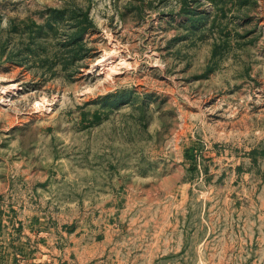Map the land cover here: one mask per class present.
<instances>
[{
  "label": "rangeland",
  "instance_id": "rangeland-1",
  "mask_svg": "<svg viewBox=\"0 0 264 264\" xmlns=\"http://www.w3.org/2000/svg\"><path fill=\"white\" fill-rule=\"evenodd\" d=\"M0 0V264H264V0Z\"/></svg>",
  "mask_w": 264,
  "mask_h": 264
},
{
  "label": "trees",
  "instance_id": "trees-1",
  "mask_svg": "<svg viewBox=\"0 0 264 264\" xmlns=\"http://www.w3.org/2000/svg\"><path fill=\"white\" fill-rule=\"evenodd\" d=\"M208 1H210L211 2V4L214 6V7H219V5H218V2L220 1V0H208ZM236 1H238L239 3H247V2H249L250 0H236Z\"/></svg>",
  "mask_w": 264,
  "mask_h": 264
}]
</instances>
